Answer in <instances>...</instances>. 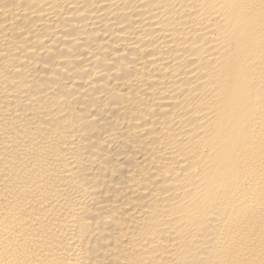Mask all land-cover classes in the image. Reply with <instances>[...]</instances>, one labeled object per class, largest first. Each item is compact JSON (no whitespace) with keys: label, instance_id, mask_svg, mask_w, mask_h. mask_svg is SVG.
<instances>
[{"label":"bare ground","instance_id":"bare-ground-1","mask_svg":"<svg viewBox=\"0 0 264 264\" xmlns=\"http://www.w3.org/2000/svg\"><path fill=\"white\" fill-rule=\"evenodd\" d=\"M0 264H264V0H0Z\"/></svg>","mask_w":264,"mask_h":264}]
</instances>
